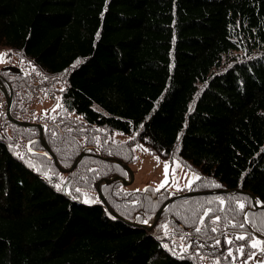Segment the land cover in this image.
Masks as SVG:
<instances>
[{"label":"trees","instance_id":"obj_1","mask_svg":"<svg viewBox=\"0 0 264 264\" xmlns=\"http://www.w3.org/2000/svg\"><path fill=\"white\" fill-rule=\"evenodd\" d=\"M0 47L25 60L0 68L17 94L12 115L42 124L60 166L83 152L61 172L36 151V127L6 120L0 264H236L256 251L236 252V235L248 228L264 241V206H253L264 201V0H0ZM27 69L59 91L60 111L33 115L23 104L15 78ZM113 132L126 138L96 142ZM137 145L201 177L145 229L171 191L103 181L127 177L107 157L130 165ZM245 197L253 223L241 229Z\"/></svg>","mask_w":264,"mask_h":264},{"label":"rangeland","instance_id":"obj_2","mask_svg":"<svg viewBox=\"0 0 264 264\" xmlns=\"http://www.w3.org/2000/svg\"><path fill=\"white\" fill-rule=\"evenodd\" d=\"M1 49V47H0ZM1 52V51H0ZM10 52H8V56H6L5 62L0 63V68L2 67H11L12 65H23L24 59L20 58L19 56H16ZM28 76L24 77H17L15 80H18L17 85L21 83L22 86H20L17 89L18 94H23L27 96V99L23 101V104H25L28 108L32 109L33 115H40V116H48L50 113L60 111V108H57L55 111H52V109L57 104V98H59L60 103V94L58 90H54L51 83L48 85L41 87L37 84L40 83V80L38 79L35 72H33L31 69H27ZM27 79L28 82H30L31 87L27 86ZM21 80V81H20ZM24 85V86H23ZM41 87V88H40ZM12 90V88H11ZM13 93L15 94L14 97L16 99V92L12 90V99H13ZM22 102V101H20ZM61 104V103H60ZM5 109V100L0 92V137H2L3 131L9 127L5 119V111L3 113V110ZM9 121V120H8ZM96 142L101 144L105 142L107 139L111 140L112 142L115 141H121L126 138V136L123 133L119 132H113L110 134H98L97 133ZM18 146V145H17ZM19 147V146H18ZM135 151V159L133 162L130 163V168L133 171L134 178L130 185H132V188L135 189H141L145 185H153L158 186L161 181L164 180V162H168L169 165V174H168V183L165 185L168 191H171V194H176L177 191L182 189H187L189 181L192 182V180L195 178V173L186 169L183 167L182 163L178 159H173L172 161H165L159 158V162L155 159L156 156L150 154L147 151H142L141 148ZM177 163L180 165L177 167ZM175 168V172H172V169ZM129 178V174H127L126 179ZM175 178V180H173ZM255 201L253 200V206L255 207ZM260 206V205H258ZM259 208V207H255ZM162 211V210H161ZM160 211V212H161ZM244 211L242 214V218L244 216ZM146 220V219H145ZM144 220V221H145ZM153 221V219H151ZM150 220V217L147 219L148 224H150L152 221ZM145 224V223H144ZM260 224L264 226V223L260 221ZM246 231L251 233L255 238L260 239L259 237L255 236L254 232H252L251 229L246 228ZM245 246L247 244H250V241L245 240L244 241ZM261 256L258 254L256 258H253L252 260H248L247 264H259ZM247 260V257L237 261L236 264H243V262ZM207 263V261H206Z\"/></svg>","mask_w":264,"mask_h":264},{"label":"snow or ice","instance_id":"obj_3","mask_svg":"<svg viewBox=\"0 0 264 264\" xmlns=\"http://www.w3.org/2000/svg\"><path fill=\"white\" fill-rule=\"evenodd\" d=\"M97 35H99V33H97ZM8 55V52H0V63H4L5 62V57ZM17 55H19V53H17ZM81 61L77 60L76 61V64H79ZM76 64L73 65V67L76 66ZM33 71H35V69H33ZM39 74V73H38ZM61 91H63V89H61ZM63 107L62 104L59 103V98H57V104L55 105V107L52 109V111H55L57 108H61ZM78 119H80L78 117ZM142 127V125H141ZM137 147L141 148L142 151H148V149H145L143 148L142 145H137ZM29 151H31V149H29ZM20 155V158L23 159V154H19ZM155 159L157 160V162H159V157H155ZM180 165L177 163V167H179ZM172 172L174 173L175 172V168L172 169ZM168 174H169V165H168V162H164V180L160 182V184L157 186V188L155 189L156 191H159L161 188H164L165 185L168 183ZM44 175L47 177L48 176V173H44ZM61 181H63V177L60 178ZM195 179L199 180L201 179V177H199L198 175L195 176ZM173 180H175V178H173ZM213 186L214 187H220V185L218 184H215V182H212ZM57 187L58 190H60L61 188V184H57L55 185ZM188 187L191 186V181H189L188 185H186ZM145 191H149L150 189H144ZM76 191H80V189H76ZM216 199L219 201V203L221 205L224 204V200L221 198V197H216ZM231 199H235V197H231ZM86 202H91V201H86ZM209 203H211V201H209ZM246 203L248 204H251L252 203V199L251 198H242L240 200L237 201V205H238V208L239 210L241 211H244L245 210V205ZM264 204V201H259V200H256L255 201V205H262ZM214 209H211V208H208L205 210L204 212V216L200 217V223L203 225L204 224V217L205 216H208L209 213L213 212ZM221 217L220 216H215L214 219H213V222H218L220 221ZM145 224L148 223L147 220L143 221ZM229 223H231V221H229ZM247 223H253V221L251 220L250 216L248 215L247 212H245L244 214V222L243 223H240L238 225H233L234 227H239L241 229H243L245 227V224ZM254 226V225H253ZM165 229H167V225H164L163 226ZM213 232L217 231L216 228H212L211 229ZM257 231H259L260 229H256ZM195 231L197 233L201 232V228L200 227H196L195 228ZM166 235H168V232L166 231L165 232ZM185 239L184 236H181V240ZM235 240H238V241H245V240H248L250 241V244H248V246H250L252 249H255L256 251H252L251 253H248L247 254V260H245L243 262V264H247V261L248 260H252L253 258H256L258 256V253H264V241L258 239V238H255L254 236H252L251 233L248 234V236L246 237L245 235L243 234H240V235H236L235 236ZM221 243L220 240H216V244L219 245ZM226 243L231 245L233 243V240L232 239H226ZM165 247H167V245H165ZM181 251L183 252H186L187 251V247L181 245ZM236 252L240 253L241 255L245 254V244H241L239 245L237 248H236ZM232 248L230 247L228 249V256H232ZM217 264H219V262L217 261ZM259 264H264V256H261L260 260H259Z\"/></svg>","mask_w":264,"mask_h":264},{"label":"water","instance_id":"obj_4","mask_svg":"<svg viewBox=\"0 0 264 264\" xmlns=\"http://www.w3.org/2000/svg\"><path fill=\"white\" fill-rule=\"evenodd\" d=\"M0 92L5 100V106H6V110H5V116L7 118V120H9L10 122L16 124V125H19V126H27V127H36L38 129V133H39V140L43 146V150H36L37 152H41V153H44L50 157L53 158V161H54V164L55 166L59 169V171L61 172H66L68 170H70L72 167H74V165L76 164L77 160L79 159V157H81L83 155V152H81L74 160V162L72 163L71 166L69 167H62L60 166V164L58 163L57 161V158L55 157V155H53V153L50 151V149L48 148V145L46 144L45 140H44V136H43V126L41 123H37V122H29V121H25V120H21V119H17L16 117H14L11 113V105H12V90H11V86L8 82H5L1 77H0ZM32 151V150H31ZM34 151V150H33ZM107 159L111 160V161H114L116 163H118L119 165H121L129 174V178H121L119 176H113V177H110V178H107V179H103V181H109V180H112V179H118V180H121L122 183L124 185H127L129 183L132 182L133 178H134V174H133V171L132 169L130 168V166L127 164V163H124L122 161H120L119 159L117 158H108ZM101 183V180H99L96 184V190H97V193L99 194L100 198L102 199V201L105 203V200L103 198V196L101 195V192H100V189H99V184ZM208 193L209 192H212V191H207ZM198 193V192H197ZM192 193L190 192H178L176 194H172L169 198H167L164 203L161 205V207L158 209V211L156 212L154 218H153V221L152 223L157 219V217L159 216L160 214V211L165 207V205L174 200V199H177V198H180V197H184V196H188V195H191ZM253 198V197H252ZM254 200V198H253ZM264 205H260V206H257L255 205V207H263ZM112 214L116 216V213H114L112 211ZM150 225H146V224H141V227L142 229H145V228H150Z\"/></svg>","mask_w":264,"mask_h":264},{"label":"built area","instance_id":"obj_5","mask_svg":"<svg viewBox=\"0 0 264 264\" xmlns=\"http://www.w3.org/2000/svg\"><path fill=\"white\" fill-rule=\"evenodd\" d=\"M5 109L3 110V113H4Z\"/></svg>","mask_w":264,"mask_h":264},{"label":"bare ground","instance_id":"obj_6","mask_svg":"<svg viewBox=\"0 0 264 264\" xmlns=\"http://www.w3.org/2000/svg\"><path fill=\"white\" fill-rule=\"evenodd\" d=\"M257 200V199H256Z\"/></svg>","mask_w":264,"mask_h":264}]
</instances>
